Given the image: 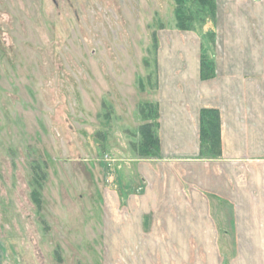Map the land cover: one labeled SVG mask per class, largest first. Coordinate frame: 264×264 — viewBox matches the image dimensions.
<instances>
[{"label":"rangeland","instance_id":"374dc122","mask_svg":"<svg viewBox=\"0 0 264 264\" xmlns=\"http://www.w3.org/2000/svg\"><path fill=\"white\" fill-rule=\"evenodd\" d=\"M227 2L237 14L246 4L258 9L264 38V0ZM203 8L195 0H0V212L13 225L3 243L5 264H223L204 258L193 242L194 260L164 259L172 245L164 249L158 241L137 245L146 253L142 261L127 260L120 238H108L125 220L151 216L141 212L153 201L135 190L144 187L141 174L152 172L145 165L159 158L139 149L138 128L143 105L161 94L158 83L171 90L163 64L195 68L203 54L219 55ZM181 19L192 31L177 29ZM237 50L227 55L239 59ZM243 55L255 61L260 51L251 45ZM205 85L196 92L212 95ZM207 197L214 219H231L229 209ZM172 199L163 197L162 220L207 218L204 203L193 206L190 197L181 201L180 217Z\"/></svg>","mask_w":264,"mask_h":264},{"label":"crops","instance_id":"0c3cea01","mask_svg":"<svg viewBox=\"0 0 264 264\" xmlns=\"http://www.w3.org/2000/svg\"><path fill=\"white\" fill-rule=\"evenodd\" d=\"M218 3L213 33L219 55L217 58L211 56L214 74L210 80L201 78L200 59L195 68L192 62L184 61L162 66L163 76L172 78V87L167 93L164 92L166 86L158 83L161 94L157 98L154 96L151 102L158 105L160 154H165V151L169 154L166 157L158 155L155 162L151 159L143 161L151 162L145 167L152 172L149 176L141 174L144 187L135 190L139 192L137 197L153 201L152 206L146 205V211L141 212L143 217L151 216L148 223L143 218L139 221L125 220L122 226L116 225L117 229L108 236L109 240L113 236L115 240L120 238V242L126 245L123 253L127 260L142 261L146 253L137 245L157 241L164 249L172 245L164 253V259L194 260L197 256H190L188 251L193 242L201 247L204 258L211 261L221 259L223 264H264V59L260 61L264 54V49L260 50L264 38L261 34V12L246 4L237 14L228 6L227 0ZM246 35L249 41L245 40ZM257 40L260 43L258 50ZM251 45L256 53L260 51L258 60L243 55L244 49H251ZM236 47L239 59L232 52L227 55L228 50ZM166 67L172 70L167 72ZM184 82L188 87L181 91L180 84ZM204 84L212 95L196 92ZM203 109L219 112L222 145V157L219 159L208 160L199 153V115ZM190 115L195 118L190 119ZM170 147L182 153H170ZM161 169L168 171L165 173ZM159 181L160 187L157 186ZM164 196L173 198L172 208L176 207L180 217L185 211L181 206L183 198L186 201L190 197L193 206L204 203L207 218L174 221L171 215L170 220H162L159 207ZM207 196L214 198L224 210L229 209L233 218L225 222L214 219L211 215L214 205ZM11 227L13 225L1 211L0 264L7 260L3 243L5 235L8 236L7 231L13 232Z\"/></svg>","mask_w":264,"mask_h":264},{"label":"trees","instance_id":"16d2710c","mask_svg":"<svg viewBox=\"0 0 264 264\" xmlns=\"http://www.w3.org/2000/svg\"><path fill=\"white\" fill-rule=\"evenodd\" d=\"M200 6H204L203 13H206L209 10V15L211 18V21L215 24L216 19V12H217V2L216 0H195ZM209 5H212L210 7ZM201 11V12H202ZM191 23V22H190ZM188 23V25L190 24ZM187 24L186 20L181 19V21L178 23L177 29L179 31H192L188 30L185 26ZM190 29V27H189ZM214 34L213 31L210 32L209 38L214 42ZM204 57L200 58V71H201V78L204 80H210V78L214 74V68H213V62L212 57L207 58L205 54H203ZM145 107L146 116L144 117L143 124L138 128V134L140 136V145L139 149H142V152H146L148 155L151 153L157 154L158 156L159 152V146L160 142L158 139L157 129H158V105L155 103H146V105H143ZM155 109L153 111L151 108ZM149 111V112H148ZM199 139H200V156L204 157L205 154L208 152L212 154V151H215L217 147L219 148L218 154H215V156H212L210 158H207L208 160H215L218 159V156L222 155V145H221V132H220V116L219 112L217 110L213 109H203L200 112L199 115ZM209 141V142H206ZM215 141L218 142L219 146L215 143ZM215 147V148H214ZM159 152V153H158ZM215 157V158H214ZM205 158V157H204ZM42 176L38 180L41 181ZM37 183V182H36ZM34 201L36 204H39V201L34 198ZM33 201V202H34Z\"/></svg>","mask_w":264,"mask_h":264}]
</instances>
